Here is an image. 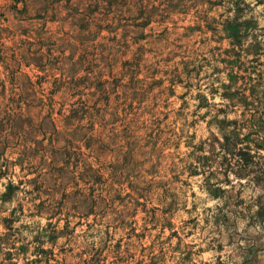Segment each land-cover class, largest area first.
<instances>
[{
  "label": "rangeland",
  "instance_id": "obj_1",
  "mask_svg": "<svg viewBox=\"0 0 264 264\" xmlns=\"http://www.w3.org/2000/svg\"><path fill=\"white\" fill-rule=\"evenodd\" d=\"M0 264H264V0H0Z\"/></svg>",
  "mask_w": 264,
  "mask_h": 264
},
{
  "label": "trees",
  "instance_id": "obj_2",
  "mask_svg": "<svg viewBox=\"0 0 264 264\" xmlns=\"http://www.w3.org/2000/svg\"><path fill=\"white\" fill-rule=\"evenodd\" d=\"M248 94L246 92L241 93V95L244 98V101L246 104L249 102V97L250 96H255L258 93V88L253 85L250 88L247 89ZM251 94V95H250ZM83 109H87L85 107H82ZM84 110L83 112H85ZM79 113L78 108H74L70 111V113L67 115V119H72L74 115ZM248 136H241L239 133V127H236L234 131L230 134H226L223 137V140L220 138L216 137L214 141H211L209 143V146L212 148V151H216V149H219L223 154H225V157L227 159V155L232 156L233 158H236V162L240 165H243L244 167L250 166L254 162V154L250 152V146L248 142ZM53 147L56 149V147ZM65 150L69 149V147H64ZM243 174V173H242ZM241 175V174H239ZM12 188V183L8 185V190L3 193L4 199L9 197L10 195V189Z\"/></svg>",
  "mask_w": 264,
  "mask_h": 264
}]
</instances>
